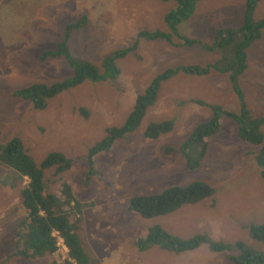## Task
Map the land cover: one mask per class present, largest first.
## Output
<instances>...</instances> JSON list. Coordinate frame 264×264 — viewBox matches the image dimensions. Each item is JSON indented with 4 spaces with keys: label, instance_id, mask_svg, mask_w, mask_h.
Segmentation results:
<instances>
[{
    "label": "rangeland",
    "instance_id": "1",
    "mask_svg": "<svg viewBox=\"0 0 264 264\" xmlns=\"http://www.w3.org/2000/svg\"><path fill=\"white\" fill-rule=\"evenodd\" d=\"M244 2L197 0L190 16L177 26L178 32L206 47L216 45L221 40L216 37L219 30L240 26ZM170 6L161 0H0V142L16 136L36 164L49 151L70 159L67 171L55 173L53 167L41 171L44 190L56 192L61 181L71 187L80 204L75 215L80 226L77 236L96 264H232L224 252L210 251L204 243L180 253L155 245L140 251L136 239L154 224L181 239L205 234L214 241H240L264 251V245L250 239L246 229L264 222V182L254 162L256 146L240 140L234 122L221 117L217 131L206 138V151L197 167H186L180 149L194 125L210 118L207 104L237 109L224 73L177 72L162 81L137 129L94 156L92 168L87 165V148L103 135L105 127L123 122L135 96L155 73L219 59L215 48L140 34L142 30L167 31L162 16ZM262 16L264 0L252 12L254 19ZM75 21L78 28L65 39L74 58L99 66L103 54L132 48L115 61L118 74L114 79L85 80L54 95L43 108H33L13 91L35 82L49 84L71 73L62 56L41 59L39 54L54 49L66 25ZM224 37L228 46L234 43L228 33ZM246 64L238 86L251 114L264 115V29L247 46ZM163 119H172L168 132L155 139L141 137L148 121ZM168 147L172 149L167 151ZM6 172L0 165V264H61L66 251L60 241L53 253L41 258L11 253L22 218L18 193L22 181L12 179V184ZM198 179L214 188L211 196L153 218L126 210L132 195L156 193L168 185Z\"/></svg>",
    "mask_w": 264,
    "mask_h": 264
},
{
    "label": "trees",
    "instance_id": "2",
    "mask_svg": "<svg viewBox=\"0 0 264 264\" xmlns=\"http://www.w3.org/2000/svg\"><path fill=\"white\" fill-rule=\"evenodd\" d=\"M169 1L171 6L163 14V22L168 30H142L140 34L145 38H162L170 42V37L179 39V45L190 46L201 44L205 49H217L220 52L218 60L204 65L181 64L164 68L155 73L147 85L138 93L127 112L123 122L118 126H108L103 129V135L94 141L86 150V161L92 168L93 157L108 151L117 138L125 137L137 129V126L146 111L152 105L157 96L160 83L177 72L191 75H205L209 71H217L227 76L228 83L237 100L235 111L224 109L217 104H207L210 110V118L194 125L188 136L180 144V149L186 157L187 168L197 167L206 151V138L213 135L219 126L220 118H229L235 124L237 137L251 145H255L253 152L254 162L258 166V173L264 182V115H252L246 106L242 90L238 86L237 78L247 67L246 48L258 39L264 29V16L254 19L252 12L260 0H245L242 14V22L238 28L228 26L219 30L217 44L206 47L200 40L189 38L178 32L177 26L186 20L195 9L197 0H161ZM173 4V5H172ZM78 22L66 25L63 39L54 49H46L40 52L41 59L53 56H62L71 73L60 80L49 84L35 82L22 86L13 94L27 99L33 108L41 109L46 101L70 87L81 82L101 81L114 79L118 74L115 61L123 57L132 46L114 49L101 56L99 66L85 60L74 58L66 47V36L72 29L78 28ZM233 40L230 46L224 43V36ZM215 37V38H216ZM214 38V39H215ZM193 101V100H192ZM172 128V119L148 121L141 132L144 139H155L159 135L168 132ZM172 147L166 148L170 151ZM0 165L6 168L10 174L8 181L12 179L22 181L18 193L20 198L21 216L19 230L11 248L12 254L22 257L41 258L45 254H51L57 249V239L60 238L66 251V256L61 264H96L89 258L77 236L79 230V218L75 216L80 211V204L71 191L67 182L61 181L56 192L44 190L41 171L47 167H53L55 173L67 171L71 161L56 151L47 152L36 164L23 150L19 138L11 136L4 142H0ZM26 178V179H25ZM214 193V188L205 181L198 179L189 181L183 185H168L156 193L136 194L127 199L126 210L136 213L141 218H153L178 210L184 204H193L207 198ZM250 239L264 245V222L249 224L246 227ZM204 243L207 249L213 252H224V258L232 264H264V251H256L246 246L243 242L214 241L205 234L193 235L181 239L171 235L160 225L154 224L147 228L144 235L136 239L139 250L155 245L173 253H180L196 248ZM235 250L237 253H229ZM228 253V254H227ZM10 254V253H9Z\"/></svg>",
    "mask_w": 264,
    "mask_h": 264
},
{
    "label": "bare ground",
    "instance_id": "3",
    "mask_svg": "<svg viewBox=\"0 0 264 264\" xmlns=\"http://www.w3.org/2000/svg\"><path fill=\"white\" fill-rule=\"evenodd\" d=\"M25 179H26V178H25ZM58 241L62 242L60 238L57 239V243H58ZM62 245H63V244H62ZM138 249H139V248H138ZM140 251H141V250H140Z\"/></svg>",
    "mask_w": 264,
    "mask_h": 264
},
{
    "label": "flooded vegetation",
    "instance_id": "4",
    "mask_svg": "<svg viewBox=\"0 0 264 264\" xmlns=\"http://www.w3.org/2000/svg\"><path fill=\"white\" fill-rule=\"evenodd\" d=\"M209 72H210V71H209ZM209 72H208V73H209ZM208 73H207V74H208ZM205 75H206V74H205Z\"/></svg>",
    "mask_w": 264,
    "mask_h": 264
},
{
    "label": "water",
    "instance_id": "5",
    "mask_svg": "<svg viewBox=\"0 0 264 264\" xmlns=\"http://www.w3.org/2000/svg\"><path fill=\"white\" fill-rule=\"evenodd\" d=\"M63 248H64V246H63ZM65 249V248H64Z\"/></svg>",
    "mask_w": 264,
    "mask_h": 264
}]
</instances>
